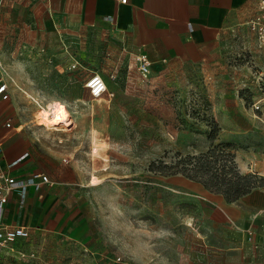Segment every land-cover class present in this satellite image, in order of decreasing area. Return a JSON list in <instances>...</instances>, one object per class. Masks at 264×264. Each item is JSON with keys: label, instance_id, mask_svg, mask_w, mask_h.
Here are the masks:
<instances>
[{"label": "rangeland", "instance_id": "obj_1", "mask_svg": "<svg viewBox=\"0 0 264 264\" xmlns=\"http://www.w3.org/2000/svg\"><path fill=\"white\" fill-rule=\"evenodd\" d=\"M24 1L0 0V77L20 123L49 151L41 157L47 174L66 190L59 185L49 206L58 222L0 245V264H264L256 206L240 216L229 208L240 211L264 188V110L252 108L264 47L250 29L230 31L212 67L184 64L143 78L137 53L115 44L112 29L55 16L47 25L28 20L36 36L18 37L26 34L19 20L31 16ZM95 72L107 82L102 98L85 86ZM57 99L80 120L70 134L37 124L38 107ZM231 159L256 179L235 201L200 181L232 176L222 169Z\"/></svg>", "mask_w": 264, "mask_h": 264}, {"label": "crops", "instance_id": "obj_2", "mask_svg": "<svg viewBox=\"0 0 264 264\" xmlns=\"http://www.w3.org/2000/svg\"><path fill=\"white\" fill-rule=\"evenodd\" d=\"M25 1L32 17L19 20L26 34L19 32L18 37L36 36L32 29L26 27L28 20L34 23L44 22L43 24L47 25L55 16H61L66 22L76 23L82 27L112 29L116 38L115 44L124 46L132 53H145L148 56L151 61L150 73L152 70L155 72L179 68L184 64L212 67L223 57V41L229 32L234 31L237 26H247L246 21L256 10L259 2V0ZM3 46L0 44V54ZM7 93V97L0 95V146L3 148L1 165L6 168L8 163L26 154L20 164L10 169L13 175L25 177L33 171L48 173L42 165L41 157L43 153L49 154V151L41 148L42 145L31 136L30 131L33 130L31 125L20 123L16 99L9 90ZM6 122H10V126H7ZM59 185L63 186L64 182L53 181L52 185H44L41 190H35L33 187H28L25 191L15 190L6 207V220L13 224L29 226L31 229L44 225L52 228L58 220H53L56 211L54 208L50 210L49 206L55 200V193H60ZM63 189L66 190V187L63 186ZM249 206H256V214L259 215L256 222L260 224L264 219V188L250 194L241 204L240 211H237V208H229L233 215L238 212L237 215L240 216Z\"/></svg>", "mask_w": 264, "mask_h": 264}, {"label": "built area", "instance_id": "obj_3", "mask_svg": "<svg viewBox=\"0 0 264 264\" xmlns=\"http://www.w3.org/2000/svg\"><path fill=\"white\" fill-rule=\"evenodd\" d=\"M126 2L127 0H120ZM246 24L253 36L255 37L259 46L264 47V0H259L256 10L246 21ZM191 27V26H190ZM137 61L139 64V70L142 77L147 78L150 74L151 61L145 53H137ZM78 62L73 63V67H76ZM1 54H0V67H1ZM85 86L90 91L93 98H101L108 92V86L104 77L99 73H92L87 77ZM256 86L260 92V96L252 102V108L254 111L264 110V69L256 72ZM8 84L0 77V95L4 97L8 96L7 93ZM10 126V122L5 123ZM3 148L0 146V245L13 242L18 238H28L30 236V227L24 225H17L10 223L6 220L5 212L9 202L10 196L15 190L25 191L28 187H33L35 190H41L44 185H52L53 181L49 174L42 171H33L25 177H18L11 173L12 168L20 164L25 158L26 154H23L15 160L8 163L4 168L1 165V156ZM256 218L259 215H255ZM248 240H252V231L248 229Z\"/></svg>", "mask_w": 264, "mask_h": 264}, {"label": "trees", "instance_id": "obj_4", "mask_svg": "<svg viewBox=\"0 0 264 264\" xmlns=\"http://www.w3.org/2000/svg\"><path fill=\"white\" fill-rule=\"evenodd\" d=\"M214 149L210 150L205 155H211L214 153ZM191 158H187L190 160ZM186 158L178 160V162L185 161ZM177 162V164H178ZM229 167L230 171L233 173L232 176L226 177V173L223 177L219 176V173L212 172L211 174H206L203 178H200V181L204 186L212 191L220 192L226 196L228 201H235L241 197L249 194L253 188L256 187V179H254V174L250 173H241L234 160L231 159L229 164H223L222 169ZM175 170H178L176 167ZM174 171V170H173ZM180 172H186V168H181ZM186 175L197 179L198 176H193L190 172H186Z\"/></svg>", "mask_w": 264, "mask_h": 264}, {"label": "bare ground", "instance_id": "obj_5", "mask_svg": "<svg viewBox=\"0 0 264 264\" xmlns=\"http://www.w3.org/2000/svg\"><path fill=\"white\" fill-rule=\"evenodd\" d=\"M68 104L65 101L57 99L40 105L35 113L37 124L43 125L46 130L59 132V134L72 133V130H74L73 127H75L80 120L76 112L72 110ZM92 135L94 151L98 152L102 146L99 143L97 133L93 131ZM100 181L101 179L93 176V184H97Z\"/></svg>", "mask_w": 264, "mask_h": 264}]
</instances>
